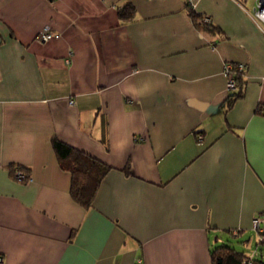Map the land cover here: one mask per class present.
<instances>
[{"label":"crops","instance_id":"crops-1","mask_svg":"<svg viewBox=\"0 0 264 264\" xmlns=\"http://www.w3.org/2000/svg\"><path fill=\"white\" fill-rule=\"evenodd\" d=\"M128 4L132 21L119 17ZM253 11L237 0H0V264H213L226 236L252 232L264 216ZM47 26L56 37L43 43ZM227 63L246 70L231 110ZM55 139L113 168L93 208L72 199ZM20 168L31 181L14 177Z\"/></svg>","mask_w":264,"mask_h":264},{"label":"trees","instance_id":"trees-1","mask_svg":"<svg viewBox=\"0 0 264 264\" xmlns=\"http://www.w3.org/2000/svg\"><path fill=\"white\" fill-rule=\"evenodd\" d=\"M136 9L128 4L119 10V17L124 21H132L135 18ZM194 22L199 24L201 17L191 13ZM205 29H214L212 22L209 25H202ZM246 70L234 69L236 76V90L228 94L226 105L231 110L235 103L245 97L247 83L245 80ZM263 109L259 108L258 113L262 114ZM54 149L59 158L61 169L71 176V197L78 205L89 210L93 208L98 191L113 168L106 163L90 156L89 154L75 149L68 144L55 139ZM21 170L25 171L23 168ZM126 172L132 174L130 168ZM14 173V172H13ZM27 178L30 174L25 171ZM15 177V176H14ZM28 181H24L26 183ZM240 235V233H239ZM238 235V236H239ZM236 236V237H238ZM261 244H264V234L261 235ZM213 264H264V260L249 256L240 252L234 247L223 244L212 251Z\"/></svg>","mask_w":264,"mask_h":264},{"label":"built area","instance_id":"built-area-1","mask_svg":"<svg viewBox=\"0 0 264 264\" xmlns=\"http://www.w3.org/2000/svg\"><path fill=\"white\" fill-rule=\"evenodd\" d=\"M237 1H245L248 2V0H237ZM252 18L254 19L255 22H257L258 25L264 26V0H254V11L252 12ZM211 19L208 17H204L201 19L199 22V25H209L211 24ZM56 37V34L52 31V29L47 26L45 27L41 33L39 34V40L43 43H47L51 40H53ZM70 63V61H68ZM234 69H238L240 71L245 70V66L243 64H230L227 63L225 66V77L227 79V86H226V91L228 94L234 92L236 90V76L234 73ZM15 177L21 181H31V179L27 178V174L25 171L21 169H17L14 173ZM252 229L254 232H257L260 235L264 234V216H256L253 219L252 222ZM240 231H234V235L238 236Z\"/></svg>","mask_w":264,"mask_h":264},{"label":"rangeland","instance_id":"rangeland-1","mask_svg":"<svg viewBox=\"0 0 264 264\" xmlns=\"http://www.w3.org/2000/svg\"><path fill=\"white\" fill-rule=\"evenodd\" d=\"M254 0L248 1V6L253 7ZM226 241L220 243L217 247L223 244L234 247L240 252H244L249 256L255 257L257 259L264 258V244H261V235L257 232L245 233L242 237H232L230 235L225 237ZM249 241L248 243H246ZM216 247V248H217Z\"/></svg>","mask_w":264,"mask_h":264}]
</instances>
